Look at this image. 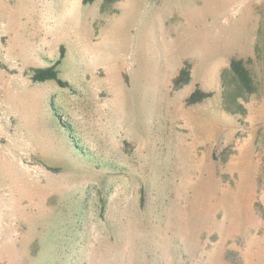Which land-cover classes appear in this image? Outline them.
<instances>
[{
  "label": "rangeland",
  "instance_id": "1",
  "mask_svg": "<svg viewBox=\"0 0 264 264\" xmlns=\"http://www.w3.org/2000/svg\"><path fill=\"white\" fill-rule=\"evenodd\" d=\"M0 264H264V0H0Z\"/></svg>",
  "mask_w": 264,
  "mask_h": 264
},
{
  "label": "trees",
  "instance_id": "2",
  "mask_svg": "<svg viewBox=\"0 0 264 264\" xmlns=\"http://www.w3.org/2000/svg\"><path fill=\"white\" fill-rule=\"evenodd\" d=\"M95 0H84V3H92ZM115 0H106V2H113ZM59 63V61L48 68L44 69H36L33 75V78L35 80L44 81L48 79H57L59 83L63 86L67 85L68 83L66 81L60 80L58 78V73L56 70V65ZM231 71L237 74L239 79L247 86V90L252 92L253 87V78L251 75V72L249 68L246 66L243 59H233L231 63ZM191 72L189 69L184 68L182 69L180 75L177 79H175V87H181L185 83L189 82L190 80ZM206 94L201 92L200 90H196L187 100L189 104L197 102L199 99H201Z\"/></svg>",
  "mask_w": 264,
  "mask_h": 264
}]
</instances>
